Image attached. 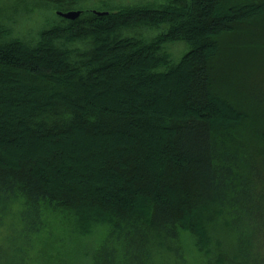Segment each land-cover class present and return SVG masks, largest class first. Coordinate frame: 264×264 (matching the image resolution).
I'll return each instance as SVG.
<instances>
[{"label": "trees", "instance_id": "obj_1", "mask_svg": "<svg viewBox=\"0 0 264 264\" xmlns=\"http://www.w3.org/2000/svg\"><path fill=\"white\" fill-rule=\"evenodd\" d=\"M77 1L0 0V264H264V0Z\"/></svg>", "mask_w": 264, "mask_h": 264}, {"label": "rangeland", "instance_id": "obj_2", "mask_svg": "<svg viewBox=\"0 0 264 264\" xmlns=\"http://www.w3.org/2000/svg\"><path fill=\"white\" fill-rule=\"evenodd\" d=\"M164 1L166 2V0H79V1L75 2L74 5H75V9H94V8L102 5L103 3H108L110 6L115 7V6L125 5L128 3H133V2H136V3H140V2L162 3ZM53 13H56V12H53ZM53 13L51 12V14L49 15L48 12H44V13L40 14L37 18L31 19V21H29L28 24L24 20L21 23V25H23V27L26 26V28L24 29L25 33L27 30L28 31L27 33L34 35V33H36L37 29H40L42 27L44 28L45 26H47V20L54 17ZM177 48H178L177 45L172 47V51H174L175 54H177ZM261 76H264V68L261 69L259 74L258 73L255 74V79H257ZM213 233H215V232H213ZM216 237H218V234ZM185 250H186V256L188 257L190 264H203V262H202L203 257L198 253L197 249L194 246V241H193V239H191V237H190V239L185 240Z\"/></svg>", "mask_w": 264, "mask_h": 264}, {"label": "water", "instance_id": "obj_3", "mask_svg": "<svg viewBox=\"0 0 264 264\" xmlns=\"http://www.w3.org/2000/svg\"><path fill=\"white\" fill-rule=\"evenodd\" d=\"M96 14L98 16H105L108 14V12H96ZM59 15L64 17L65 19L76 20L77 18L80 17L81 11H69L66 13L60 12Z\"/></svg>", "mask_w": 264, "mask_h": 264}]
</instances>
